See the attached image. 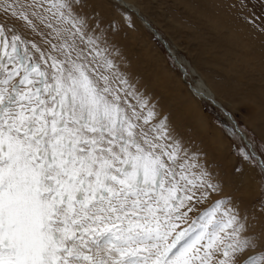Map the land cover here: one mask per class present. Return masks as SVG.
Segmentation results:
<instances>
[{
    "label": "snow or ice",
    "instance_id": "1",
    "mask_svg": "<svg viewBox=\"0 0 264 264\" xmlns=\"http://www.w3.org/2000/svg\"><path fill=\"white\" fill-rule=\"evenodd\" d=\"M82 6L0 0V264H237L259 237L225 200L190 215L219 187L151 123Z\"/></svg>",
    "mask_w": 264,
    "mask_h": 264
},
{
    "label": "rangeland",
    "instance_id": "2",
    "mask_svg": "<svg viewBox=\"0 0 264 264\" xmlns=\"http://www.w3.org/2000/svg\"><path fill=\"white\" fill-rule=\"evenodd\" d=\"M120 1L124 0H82L79 12L95 34L103 35L114 71L148 100L156 113L151 123L165 119L170 138L187 152L189 163L198 166L192 171H205L219 187V192L209 189V199L190 215L198 216L217 200H225L224 208L246 224L242 235L260 239L258 247L240 255L237 264L264 254V174L256 159H243L242 152L252 155L232 120L228 122L222 109L190 90L196 83L206 85L264 161V30L260 28L264 3L125 0L166 41L168 51ZM25 35L41 43L40 37ZM255 41L261 42L259 48ZM100 47H105L103 41ZM128 100L136 103L133 97Z\"/></svg>",
    "mask_w": 264,
    "mask_h": 264
},
{
    "label": "bare ground",
    "instance_id": "3",
    "mask_svg": "<svg viewBox=\"0 0 264 264\" xmlns=\"http://www.w3.org/2000/svg\"><path fill=\"white\" fill-rule=\"evenodd\" d=\"M125 1V0H124ZM120 1V5L123 7V8H125V9H127L128 11H130V12H134V14L136 15V12H137V14H138V16H140V13H139V11L136 9V7H135V5H133L132 3H130V2H127V1ZM123 2V3H122ZM141 17V16H140ZM143 18V17H142ZM144 19V18H143ZM218 20V19H217ZM141 21V20H140ZM146 21V20H145ZM147 22V21H146ZM141 23L146 27V29H148L151 33H153V31H152V29H150L147 25H145L142 21H141ZM221 23V22H220ZM227 24V23H226ZM150 25V24H149ZM151 26V25H150ZM152 27V26H151ZM155 30V29H154ZM156 33H157V31H156ZM246 33V32H245ZM157 38H158V36L155 34V33H153ZM158 35H159V33H157ZM160 36V35H159ZM161 37V36H160ZM158 40L160 41V42H162V41H164L163 39H162V37L161 38H158ZM260 40V39H259ZM250 41V40H249ZM261 41V40H260ZM260 41H257V42H260ZM165 43H166V41H164ZM251 42V41H250ZM256 42V41H255ZM257 42H256V44H257ZM261 43V42H260ZM259 43V44H260ZM252 46L254 47V42H252ZM166 46L168 47V45H167V43H166ZM255 46H257L258 47V44L257 45H255ZM239 47V46H238ZM262 47V46H261ZM259 48V47H258ZM168 51H169V48H168ZM258 54H260V53H258ZM184 62H181V64H183ZM178 67V66H177ZM261 76V75H260ZM262 78V77H261ZM263 80V79H262ZM259 81V80H258ZM198 82V81H197ZM195 87L193 88V89H190L191 91H192V94L194 95V96H196V97H198V98H200V99H202V100H204V101H207V102H209L210 104H212L213 106H215V107H217V108H221L222 109V111H223V107L222 106H220L219 105V103L218 102H216V100H215V98H214V95H213V93L207 88V86L206 85H204V84H202V83H196V85H194ZM220 109V110H221ZM231 116V115H230ZM224 117L226 118V116L224 115ZM232 117V116H231ZM227 120L228 119H230V117H228L227 116V118H226ZM231 120H232V122H233V124H234V127L236 128L237 127V125H236V123H235V121L233 120V118H231ZM228 122H230L229 120H228ZM238 128V127H237ZM241 137L245 140V141H247V139H246V136H244V134H242L241 133ZM243 140V141H244ZM248 142V141H247ZM251 145V144H250ZM251 148H252V150H253V152H255L256 153V151L254 150V148H253V146L251 145ZM257 154V153H256ZM258 155V154H257ZM259 156V155H258ZM260 157V156H259ZM260 159H261V161H263L262 160V158L260 157ZM261 169V168H260ZM262 171V170H261ZM262 173L264 174V172L262 171Z\"/></svg>",
    "mask_w": 264,
    "mask_h": 264
},
{
    "label": "water",
    "instance_id": "4",
    "mask_svg": "<svg viewBox=\"0 0 264 264\" xmlns=\"http://www.w3.org/2000/svg\"><path fill=\"white\" fill-rule=\"evenodd\" d=\"M136 15L138 16V14H137V12H136ZM138 18L145 24V25H147L150 29H152V31H153V33H155L159 38H161L157 33H156V31L149 25V23L148 22H146L142 17H140V16H138ZM162 43H163V45H165V47H166V49L168 50V47L166 46V43L164 42V41H162ZM221 109V108H220ZM222 111V110H221ZM223 113L226 115V116H228V117H230V119L232 118L231 116H230V113H228L226 110H224L223 109ZM235 129V131L239 134V135H241V133H240V130H239V128H234ZM244 143H245V145L248 147V149H249V152L251 153V155L253 156H255L256 158V161H257V163H258V165H260V163L262 162L261 161V159H260V157L255 153V152H253V150H252V148H251V145H250V143L249 142H247V141H245L244 140ZM260 167V166H259ZM261 168V167H260ZM264 172V171H263Z\"/></svg>",
    "mask_w": 264,
    "mask_h": 264
}]
</instances>
